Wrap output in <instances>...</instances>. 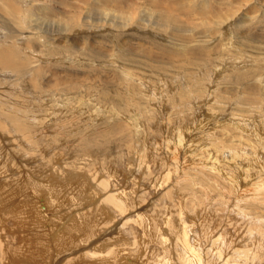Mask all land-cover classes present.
I'll return each instance as SVG.
<instances>
[{
  "label": "rangeland",
  "instance_id": "374dc122",
  "mask_svg": "<svg viewBox=\"0 0 264 264\" xmlns=\"http://www.w3.org/2000/svg\"><path fill=\"white\" fill-rule=\"evenodd\" d=\"M0 50V264H150L159 230L178 264L179 202L200 239L264 229V0H0ZM54 159L81 180L50 184ZM98 173L125 213L87 200Z\"/></svg>",
  "mask_w": 264,
  "mask_h": 264
},
{
  "label": "bare ground",
  "instance_id": "6f19581e",
  "mask_svg": "<svg viewBox=\"0 0 264 264\" xmlns=\"http://www.w3.org/2000/svg\"><path fill=\"white\" fill-rule=\"evenodd\" d=\"M13 44V43H12ZM0 51H3V50H0ZM3 55H4V57H5V55L7 54V50L5 49L4 51H3V53H2ZM0 55H1V53H0ZM2 56V55H1ZM3 57V56H2ZM4 59V58H3ZM2 59V60H3ZM6 60V59H5ZM8 60V59H7ZM4 61V60H3ZM2 63L3 62H0V66L2 65ZM6 63V62H5ZM125 77H126V79H125V83H129L130 84V82L128 81V79H129V75H128V73L126 74L125 73ZM130 86V85H129ZM212 106V105H211ZM237 110V109H236ZM244 120V119H243ZM219 121V120H218ZM229 121V120H228ZM242 121V120H241ZM259 121V120H258ZM262 121V120H261ZM264 121V120H263ZM229 123V122H228ZM254 124V123H253ZM259 124V123H258ZM238 126V125H237ZM236 126V127H237ZM256 127V126H255ZM238 128V127H237ZM247 128H249V127H247ZM0 129L2 130V134L3 135H5V136H8V134H9V131H7L6 129V126H3V125H1V123H0ZM258 129H260V128H258ZM177 130V129H176ZM179 131V130H178ZM259 132V131H258ZM179 133H181L180 131H179ZM256 133V132H255ZM254 133V134H255ZM260 133H262V132H260ZM182 134V133H181ZM214 135V134H213ZM225 135V134H224ZM250 135V134H249ZM258 135V134H257ZM11 136V135H10ZM9 136V137H10ZM182 136V135H181ZM14 137V136H13ZM179 137V136H178ZM211 137H213V136H211ZM6 138V137H5ZM176 138H177V136H176ZM182 138V137H181ZM226 138V137H225ZM12 139V138H11ZM178 139V138H177ZM224 139V138H223ZM178 140H182V139H178ZM178 140L176 141V142H178ZM27 141V140H26ZM13 143H16V141H12ZM28 142V141H27ZM180 142V141H179ZM212 143H213V141H212ZM178 144V143H177ZM195 144H196V142H195ZM200 144V143H199ZM259 144V143H258ZM199 145H197V147H198ZM257 146V145H256ZM241 147V146H240ZM250 147H251V145H250ZM183 148V147H182ZM252 148V147H251ZM262 148V147H261ZM170 150V149H169ZM234 150V149H233ZM239 150V149H238ZM18 151V150H17ZM218 151V150H217ZM228 151V150H227ZM258 151H259V149H258ZM215 152V151H214ZM249 152V151H248ZM19 153H21V152H19ZM239 153V152H238ZM255 153V152H254ZM169 154V153H168ZM225 154V153H224ZM235 154V153H234ZM233 154V155H234ZM256 154V153H255ZM255 154H253V155H255ZM135 155V154H134ZM142 155V154H141ZM170 155V154H169ZM197 155V154H196ZM252 155V156H253ZM52 156H54V155H52ZM131 156V155H130ZM175 156V155H174ZM206 156V155H205ZM208 156V155H207ZM225 156V155H224ZM229 156V155H228ZM242 156V155H241ZM260 157H261V155H259ZM210 157V156H209ZM213 157V156H212ZM216 157V156H215ZM232 157V156H231ZM234 157V156H233ZM233 157L231 158V159H229L230 161L233 159ZM255 157V156H254ZM257 157V156H256ZM46 158V157H45ZM44 158V159H45ZM133 158V157H132ZM138 158V157H137ZM193 158V157H192ZM43 159V160H44ZM134 159H136V158H134ZM134 159H133V161H134ZM173 159V158H172ZM175 159V158H174ZM238 159V158H237ZM264 159V158H263ZM176 160V159H175ZM179 160V159H178ZM208 160V159H207ZM206 160V161H207ZM233 160H235V159H233ZM129 161H130V159H129ZM177 161V160H176ZM195 161V160H194ZM205 161V160H204ZM217 161V160H216ZM250 161V160H249ZM48 162V161H47ZM136 162V161H135ZM208 162V161H207ZM210 162V161H209ZM236 162V161H235ZM57 163H59L58 162V160H53V162H52V164H50V165H48V164H45V166H51V167H49L50 169L48 170V178L50 179V184L52 183V184H54V183H56V184H58V182H60V179H64V180H70L69 178H73V179H79V180H81V177H83V175L82 174H80V173H82V172H80V173H77V172H75V173H72V172H70V168H69V166L66 164L65 166H63L62 168H61V165L59 166V165H56ZM131 163V162H130ZM193 163V162H192ZM200 163H202V162H200ZM212 163V162H211ZM216 164H217V162H215ZM249 163H251V162H249ZM37 164V163H36ZM44 164V163H43ZM136 164V163H135ZM204 164V163H203ZM223 164V163H222ZM238 164V163H237ZM255 164H256V162H255ZM137 165H138V163H137ZM142 165V164H141ZM178 165V164H177ZM218 165V164H217ZM224 165V164H223ZM261 165V164H260ZM132 166V165H131ZM149 166V165H148ZM192 166H194V165H192ZM212 166V165H211ZM247 166H250V165H247ZM262 166V165H261ZM175 167V166H174ZM205 167V166H204ZM130 168V167H129ZM136 168V167H135ZM210 168V167H209ZM221 168V167H220ZM223 168V167H222ZM225 168V167H224ZM34 169H36V168H34ZM147 169H149V168H147ZM171 169V168H170ZM245 169H246V171H247V168L245 167ZM37 170V169H36ZM78 171H80L81 170V167L79 168V169H77ZM210 169H208V171H209ZM241 171H243V170H241ZM240 171V172H241ZM95 172V171H94ZM212 172V171H211ZM210 172V173H211ZM170 173V172H169ZM178 173V172H177ZM202 173V172H201ZM213 173V172H212ZM211 173V174H212ZM244 173V172H243ZM167 175H168V173H166ZM211 174H209V175H211ZM216 174H218L219 175V173H215V175ZM94 175V174H93ZM151 175V174H150ZM172 175V174H171ZM198 175H200V172L198 173ZM208 175V174H207ZM221 175H223V174H221ZM243 175V174H242ZM98 176H99V173H98V175H97V178H95V177H93V180L96 182V187L95 188H93L89 193H88V196L86 197L87 198V200L88 201H90V202H93V200H95V198H97V197H99V196H101V194H102V192H104V193H107L106 195H105V197H103L102 199L103 200H101L100 201V203L98 204V207L97 208H95L98 212H99V210H101V211H105L106 212V210H107V212H110V209H109V207L107 206V205H105L104 203H108L109 205H111L115 210H117V211H120L121 213H125L124 211H126L125 209H126V200L130 197V194L128 193V192H126V191H120V192H117V193H112V192H109L108 193V191H109V184H108V180H106V179H102V180H98L99 178H98ZM170 176V175H169ZM203 176V175H202ZM212 176V175H211ZM224 176V175H223ZM172 177V176H171ZM201 177V176H200ZM219 177V176H218ZM221 177V176H220ZM196 178V177H195ZM202 178V177H201ZM215 178V177H214ZM223 178V177H222ZM52 179V180H51ZM55 179V180H54ZM162 179V178H161ZM198 179V178H197ZM207 179V178H206ZM216 179H218L217 177H216ZM85 180V179H84ZM203 180H204V178H203ZM233 181L235 180V179H232ZM39 181V180H38ZM62 181V180H61ZM86 181V180H85ZM191 181H194V180H191ZM196 181V180H195ZM198 181V180H197ZM200 181V180H199ZM231 181V180H230ZM161 182V181H160ZM201 182V181H200ZM164 183V182H163ZM236 183V182H235ZM237 183H238V181H237ZM237 183H236V186H237ZM93 184V183H92ZM208 184V183H207ZM233 184H234V182H233ZM31 185H32V187H34L33 186V184L31 183ZM187 185H189V184H187ZM219 185V184H218ZM231 185V184H230ZM3 186H5V184L3 183ZM48 186V185H47ZM86 186V185H85ZM245 186V185H244ZM233 187V186H232ZM36 188V187H35ZM43 188H45L44 187V185H42L41 187H40V190L42 191L43 190ZM90 188V187H89ZM199 188V187H198ZM204 188V187H203ZM202 188V189H203ZM234 188V187H233ZM1 189V188H0ZM185 189V188H184ZM187 189V188H186ZM194 189V188H193ZM261 189L262 190H260L261 191V193H264V188H262L261 187ZM48 190H49V200H53V202L56 200V193L54 192V189H51V188H48ZM130 190V189H129ZM13 191V190H12ZM201 191V190H200ZM204 191V190H203ZM207 191V190H206ZM81 192V191H80ZM191 192H192V190H191ZM232 192V191H231ZM244 192V191H243ZM249 192V191H248ZM253 192V191H252ZM37 193H39V191L37 192ZM193 193V192H192ZM205 193V192H204ZM245 193V192H244ZM244 193H242V194H244ZM181 194V193H180ZM191 194V193H190ZM197 194V193H196ZM200 195H201V193H199ZM207 194V193H206ZM246 194H247V192H246ZM255 194V193H254ZM32 195V194H31ZM192 195V194H191ZM204 195V194H203ZM224 195V194H223ZM238 195V194H237ZM241 194H239V196H240ZM249 195V194H248ZM193 196V195H192ZM207 196V195H206ZM225 196V195H224ZM255 196H256V194H255ZM73 197H74V195H73ZM196 197V196H195ZM244 197V196H243ZM258 197V196H257ZM76 197H74V198H72V199H75ZM197 198V197H196ZM204 198V197H203ZM207 198V197H206ZM241 198V197H240ZM239 198V199H240ZM253 198V197H252ZM135 199V198H134ZM133 199V200H134ZM190 199V198H189ZM193 199H194V197H193ZM237 199V198H236ZM86 200V201H87ZM131 200H132V198H131ZM130 200V201H131ZM187 200V199H186ZM192 200V199H191ZM203 200V199H202ZM241 200V199H240ZM252 201L253 200H256V198H253V199H251ZM75 201V200H74ZM172 201V200H171ZM188 201V200H187ZM193 201V200H192ZM194 201H196V200H194ZM198 201V200H197ZM244 201V200H243ZM258 201H260L261 202V204L262 205H264V197H263V199H260V198H258ZM257 201V203H259ZM26 202V201H25ZM95 202V201H94ZM132 202V201H131ZM190 202V201H189ZM201 202V201H200ZM24 203V202H23ZM31 203V202H30ZM49 203H51V202H49ZM106 203V204H107ZM129 203V202H128ZM176 203H178V200H177V202ZM185 203H187V202H185ZM202 203V202H201ZM251 203V202H250ZM94 204V203H93ZM188 204V203H187ZM193 204V203H192ZM242 204V203H241ZM249 204V203H248ZM3 205V204H2ZM25 205V204H24ZM53 205V204H52ZM129 205V204H128ZM177 205V213H178V217H179V223H178V226H177V234H174L175 236H176V244H175V246L177 247V258H178V264H216L217 262L219 263V264H259V263H261V264H263L264 263V229L263 230H256L255 228H249L247 231H245V234H243V236L241 237V241H239V242H236V240H233V243L234 244H227V242H226V239H225V237L222 235V234H220V235H218L216 238H214L213 240H211V237H210V230H209V226H208V224H205L204 226H202V238L204 239V241L207 243L208 241L210 242V245L207 247V250H206V252H203V249H202V247H201V244H200V242H199V240H201L200 239V233H199V231L197 232L196 231V227H195V224L194 223H189L187 220L188 219H186V215H187V213L185 212V211H188V210H186V208H185V205L184 204H182V202H179V204H176ZM212 206V205H211ZM239 206V205H238ZM165 207V206H164ZM201 207V206H200ZM206 207L207 206H205V209H206ZM240 207V206H239ZM2 208V207H1ZM21 208V207H20ZM19 208V209H20ZM22 208H24V207H22ZM77 208V207H76ZM112 208V209H113ZM15 209V208H14ZM19 209H16V210H14V211H12L13 212V215L15 216H17V217H21V216H19V214L21 215V214H24L23 212L22 213H20L21 211H19ZM25 209V208H24ZM75 209V208H74ZM189 209V208H188ZM195 209H197L196 207H195ZM202 209V208H201ZM26 210V209H25ZM32 210V209H31ZM30 210V211H31ZM78 210H79V206H78ZM115 210H114V213H115ZM194 210V209H193ZM213 210V209H212ZM11 211V210H10ZM9 211V212H10ZM27 211V210H26ZM33 211V210H32ZM72 211V210H71ZM81 211V210H80ZM91 211V210H90ZM116 211V212H117ZM190 211V210H189ZM198 211V210H197ZM206 211V210H205ZM7 212V211H6ZM8 212V213H9ZM83 212V211H82ZM94 212V211H93ZM106 212V213H107ZM27 213V212H26ZM30 213V212H29ZM33 213V212H32ZM84 213V212H83ZM111 213V212H110ZM201 213V212H200ZM203 213V212H202ZM209 213V212H208ZM216 213V212H215ZM77 214V213H76ZM78 214H79V212H78ZM77 214V215H78ZM82 214V213H81ZM95 214V213H94ZM103 214V213H102ZM112 214V213H111ZM120 214V213H119ZM186 214V215H185ZM12 215V216H13ZM153 215H155V214H153ZM194 215V214H193ZM212 215H213V213H212ZM76 216V215H75ZM86 216V215H85ZM108 216H110V214L108 215ZM107 216V217H108ZM144 216V215H143ZM161 216V215H160ZM200 216V215H199ZM208 216V215H207ZM106 217V218H107ZM146 217V216H145ZM145 217L143 218V217H141V215H140V217H138V219L136 220V222H138V224H140V226L141 227H143L144 228V235H146L147 236V238L148 237H150V231L152 230V228H151V226L153 227V226H155L154 225V223H152V221L153 220H147V219H145ZM173 217V216H172ZM113 218V217H112ZM191 218V217H190ZM210 218H211V216H210ZM5 219V218H4ZM156 219V218H155ZM170 219V218H169ZM70 220V219H69ZM73 220V219H72ZM79 220V219H78ZM76 221V220H75ZM156 221V220H155ZM73 222V221H72ZM71 222V223H72ZM157 222V221H156ZM2 223H3V219L2 218H0V226H2ZM174 223V222H173ZM73 224H74V222H73ZM72 224V225H73ZM76 224V223H75ZM71 224L67 227V229H66V231L68 230H70L73 226H72ZM78 225V224H77ZM158 225V224H157ZM167 225L168 226H170V227H174L175 228V223H174V225L175 226H173L172 224H171V221L170 220H168L167 221ZM4 226V225H3ZM62 226V225H61ZM60 226V227H61ZM64 226V225H63ZM63 226H62V228H63ZM104 226H108V225H106V223H104ZM163 226V225H162ZM75 227V226H74ZM158 227V226H157ZM165 227H167L166 225H165ZM15 228V227H14ZM103 228V227H102ZM61 229V228H60ZM95 229V228H94ZM168 229V228H167ZM168 230H171L170 228L168 229ZM213 230V229H212ZM71 231H72V229H71ZM76 230L74 229V232H75ZM78 231V230H77ZM153 231V230H152ZM151 231V232H152ZM155 231V230H154ZM173 231H174V229H173ZM172 231V232H173ZM62 232H63V230H62ZM97 232V231H96ZM64 233V232H63ZM69 233V232H68ZM82 233V232H81ZM92 235H93V233H91ZM194 235V236H191V235ZM210 234V235H209ZM84 235V234H83ZM96 235V234H95ZM155 235V234H154ZM169 235V234H168ZM73 236V235H72ZM89 236V235H88ZM69 237V236H68ZM94 237V236H93ZM192 237V238H191ZM87 238V237H86ZM158 240L160 241L159 243L160 244H162V246L164 247V255H162V256H158V257H156L155 258V260L153 261V262H151L150 264H175L174 263V261H177L176 259L175 260H172V258L169 256V255H167L166 254V252H167V250H169L170 248L169 247H167V246H169V242H170V239L169 238H167V236H165L164 235V233L162 232V230H159L158 231ZM255 238V239H254ZM60 239V238H59ZM66 239H67V237H66ZM89 239H91V238H89ZM71 240H73V239H71ZM83 240H85V239H83ZM148 240H150L149 238H148ZM154 240V239H153ZM251 240H253V243H252V241ZM70 241V240H69ZM228 241V240H227ZM65 242V241H64ZM68 242V241H67ZM204 242V243H205ZM212 242V243H211ZM75 243V242H74ZM73 243V244H74ZM80 243V242H79ZM78 243V244H79ZM81 243H82V241H81ZM80 243V244H81ZM66 244V243H65ZM70 244V243H69ZM72 244V243H71ZM84 244V243H83ZM134 244H139L138 242H135ZM203 244V243H202ZM62 245H64V244H62ZM64 246H66V245H64ZM79 246V245H78ZM132 246V245H131ZM20 247V246H19ZM162 247V248H163ZM114 248H115V246L113 245L112 247H110L109 249H107V251L106 252H98V253H96L98 250L97 249H95L96 250V252L95 253H93L92 254V256L93 257H95V258H99V259H103V258H105V257H109L110 255H112L113 253H114ZM140 248V247H139ZM160 249H161V247H160ZM206 249V248H205ZM34 250V249H33ZM60 250V249H59ZM67 250V249H66ZM115 250H116V248H115ZM118 250H119V248H118ZM134 250V249H133ZM2 253H0V260H2V258H3V255H1V254H3V251H4V248L2 247L1 248V250H0ZM6 251V253H8L9 254V252H7V250H5ZM35 251H37V250H35ZM67 251H69V250H67ZM120 251V250H119ZM172 251V250H171ZM39 252H41V251H39ZM176 252V251H175ZM5 253V254H6ZM15 253V254H14ZM14 253H12V254H14V255H10V257H9V259H10V261H12V259H13V257L14 256H22V255H24V254H26V252H24V248H23V246H21V248H19L18 250H14ZM38 253V252H37ZM82 253V252H81ZM204 253V254H203ZM7 254V255H8ZM44 254V253H43ZM116 254V253H115ZM29 255V254H28ZM31 255V254H30ZM46 255V254H45ZM125 255H126V253L124 254V257H125ZM26 256V255H25ZM32 256V255H31ZM33 256H34V258H35V252L33 251ZM41 256V255H40ZM89 256V255H88ZM114 256V255H113ZM117 256V255H116ZM115 256V257H116ZM118 256H119V254H118ZM130 257H131V255H129ZM139 256V255H138ZM39 257V256H38ZM42 257V256H41ZM47 257V256H46ZM114 257V258H115ZM174 257H176V256H174ZM17 258V257H16ZM27 258V257H26ZM72 258V257H71ZM113 258V259H114ZM120 258V257H119ZM126 258V257H125ZM132 258V257H131ZM135 258V257H134ZM139 258V257H138ZM144 258V257H143ZM38 259V258H37ZM40 259V258H39ZM45 259V258H44ZM43 259V260H44ZM68 259V258H67ZM75 259H76V257H75ZM74 259V260H75ZM88 259V258H87ZM4 260V259H3ZM34 260V259H33ZM41 260V259H40ZM119 260V259H118ZM136 260H138L137 258H136ZM136 260H134V261H136ZM146 260V259H145ZM42 261V260H41ZM47 261V260H46ZM67 261V260H66ZM70 261V260H69ZM92 261H94V260H92ZM92 261H91V263H92ZM97 261V260H96ZM102 261V260H101ZM108 261V260H107ZM106 261V262H107ZM110 261H112V260H110ZM114 261V260H113ZM120 261V260H119ZM141 261V260H140ZM262 261V262H261ZM72 262V261H71ZM150 262V261H149ZM11 263V262H10ZM64 263V262H63ZM117 263V262H116ZM130 263H132V262H129V264ZM143 263V262H142ZM14 264H17V263H15L14 262ZM67 264H68V261H67ZM76 264V263H75ZM93 264V263H92ZM118 264H119V262H118ZM123 264H124V261H123ZM138 264H140V263H138ZM148 264V263H147Z\"/></svg>",
  "mask_w": 264,
  "mask_h": 264
}]
</instances>
